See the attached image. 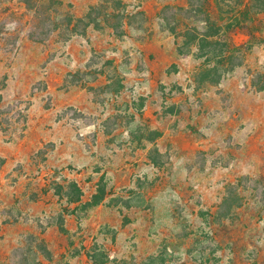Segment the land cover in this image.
<instances>
[{
    "label": "rangeland",
    "instance_id": "obj_1",
    "mask_svg": "<svg viewBox=\"0 0 264 264\" xmlns=\"http://www.w3.org/2000/svg\"><path fill=\"white\" fill-rule=\"evenodd\" d=\"M0 264H264V0H0Z\"/></svg>",
    "mask_w": 264,
    "mask_h": 264
},
{
    "label": "trees",
    "instance_id": "obj_2",
    "mask_svg": "<svg viewBox=\"0 0 264 264\" xmlns=\"http://www.w3.org/2000/svg\"><path fill=\"white\" fill-rule=\"evenodd\" d=\"M50 4L53 3V0H47ZM248 4V2H247ZM261 7V4L260 6ZM31 8H34L35 13V19L33 21V27L35 26L36 31L38 34H44L47 35L49 32H52L60 27V25H64V27L67 29L68 32H75L77 27V21L72 22L71 17H67V22L60 23L57 21L56 17L52 16L49 11H43V4L42 1L36 2L35 5L33 4ZM70 20V21H69ZM203 23V32L202 33H195L194 36L190 39V41H197L199 43V50L201 53V56L207 55L208 53H211L213 59L216 61H232L236 56V50L238 48L236 47H229V50L227 51L224 47L218 48L219 41L221 40V37L219 36L220 28H217V24H215L214 18H210L209 16H204L202 20H200ZM217 28V29H215ZM194 30L193 28H190V32ZM194 34V33H192ZM227 46V44H225ZM227 48V47H226ZM221 59V60H218ZM229 59V60H228ZM231 65V64H230ZM217 70L216 68H214ZM214 70V73H215ZM228 70V68H224L223 71ZM217 75V74H216ZM219 77V74H218ZM75 189L77 190V193H79V189L77 188L76 184H74ZM78 199V197L76 198ZM223 205L226 202V198H223Z\"/></svg>",
    "mask_w": 264,
    "mask_h": 264
}]
</instances>
